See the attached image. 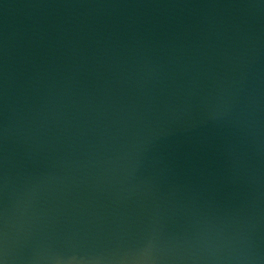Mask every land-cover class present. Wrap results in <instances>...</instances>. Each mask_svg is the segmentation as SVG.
Listing matches in <instances>:
<instances>
[{
  "label": "water",
  "instance_id": "obj_1",
  "mask_svg": "<svg viewBox=\"0 0 264 264\" xmlns=\"http://www.w3.org/2000/svg\"><path fill=\"white\" fill-rule=\"evenodd\" d=\"M0 264H264V0H0Z\"/></svg>",
  "mask_w": 264,
  "mask_h": 264
}]
</instances>
